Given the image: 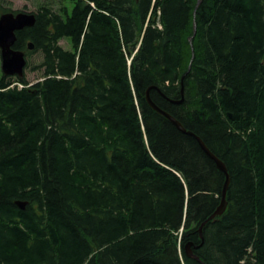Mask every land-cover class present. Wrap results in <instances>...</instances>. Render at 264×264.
I'll list each match as a JSON object with an SVG mask.
<instances>
[{
  "label": "trees",
  "instance_id": "obj_1",
  "mask_svg": "<svg viewBox=\"0 0 264 264\" xmlns=\"http://www.w3.org/2000/svg\"><path fill=\"white\" fill-rule=\"evenodd\" d=\"M66 1L0 77V264H264V0Z\"/></svg>",
  "mask_w": 264,
  "mask_h": 264
},
{
  "label": "water",
  "instance_id": "obj_2",
  "mask_svg": "<svg viewBox=\"0 0 264 264\" xmlns=\"http://www.w3.org/2000/svg\"><path fill=\"white\" fill-rule=\"evenodd\" d=\"M201 0H198L197 6L200 4ZM36 17L33 13L29 12H5L0 15V51H1V59H2V71L5 75L11 76H23L25 72V67L27 64V57L24 50L15 49L14 45L17 40V31L24 29L27 26H32L35 24ZM196 30V23H195ZM191 45L193 48V37L190 38ZM29 48L32 49V43L29 44ZM192 60L194 57V50L192 51ZM151 89V88H150ZM150 89L147 91V98L149 103L155 108L158 112L162 113L166 117H168L179 129L182 131H186L184 126L170 113L160 108L151 98ZM175 102H182L175 101ZM200 145L204 149V151L217 163L218 167L227 174V180L223 188L222 192V201L217 210L207 219L205 220L201 227V237L203 239L202 227L211 219H214L216 216L223 214L227 208V190L229 187V175L227 172L226 165L222 160H220L204 143V141L197 137ZM17 204L21 207H25V202L17 201ZM191 244H187L185 249L186 253L189 257L195 258L198 261H201L200 258L193 252Z\"/></svg>",
  "mask_w": 264,
  "mask_h": 264
},
{
  "label": "rangeland",
  "instance_id": "obj_3",
  "mask_svg": "<svg viewBox=\"0 0 264 264\" xmlns=\"http://www.w3.org/2000/svg\"><path fill=\"white\" fill-rule=\"evenodd\" d=\"M44 2H50L51 5L54 6L55 9H58L62 4H68L70 7L71 2L66 0H6L5 5L7 7L12 8L14 11L23 10L26 12H36L39 9V6ZM9 12V11H8ZM60 43L67 49L72 48L71 42L68 39H62ZM41 60V55L36 54L31 56V63L37 64ZM2 59H1V51H0V77L4 74L2 71ZM24 74H26L27 79L30 84L40 80L42 77L40 70H30V68H26Z\"/></svg>",
  "mask_w": 264,
  "mask_h": 264
}]
</instances>
